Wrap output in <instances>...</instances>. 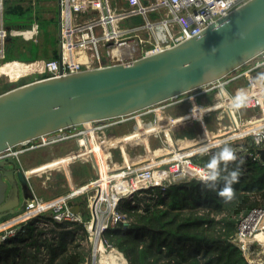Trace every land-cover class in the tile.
<instances>
[{"label": "built area", "instance_id": "2783aa9c", "mask_svg": "<svg viewBox=\"0 0 264 264\" xmlns=\"http://www.w3.org/2000/svg\"><path fill=\"white\" fill-rule=\"evenodd\" d=\"M246 1L59 0L61 58L21 60L22 63H35V66L12 81L33 76L28 82L113 63H131L201 35L209 25ZM4 4L5 0H0V63L6 59L8 35L37 40L39 33L37 22L31 28L9 29L4 22ZM138 16L141 20L130 23ZM82 53L83 59L80 58ZM3 75L5 73L0 76ZM262 77L264 52L190 93L132 114L61 128L3 151L0 155H12L20 160L28 151L69 144L63 155H52V159L63 160L51 167L33 172L29 168L34 165L23 168L29 180L34 174L45 173L42 182L45 187H48V179L63 174L69 189L56 197L45 198L31 184L34 196L27 197L14 215L0 221V241L14 235L19 226L31 218L41 220L43 225L76 221L85 226L92 248L83 264H103L102 255L113 251L126 260L107 235L110 227L128 221L127 213L118 209L123 199H132L155 185L165 188L173 182L199 178L205 167L195 158L214 153L225 145L233 149L237 158L263 161L259 151L264 147ZM240 80H245L247 87L233 91L234 84ZM241 91L246 100L237 107L235 100ZM211 95L213 99L209 101ZM186 103L190 105L183 112L168 111ZM193 123L199 125L195 136L178 134L183 126ZM121 125L133 126L128 131L115 132L114 129ZM142 128L146 130L144 140ZM127 133L130 134L128 139L115 141L116 136ZM134 133L137 134L132 136ZM118 154L119 159L116 158ZM77 162L93 164L96 173L83 184L76 182L72 174L71 167ZM87 192L89 218L85 217L81 202L76 200ZM70 200L80 206L79 211L73 210ZM43 214L51 218L45 219ZM233 241L251 264L264 263V206H254L240 218ZM126 264H129L127 260Z\"/></svg>", "mask_w": 264, "mask_h": 264}, {"label": "water", "instance_id": "95a60500", "mask_svg": "<svg viewBox=\"0 0 264 264\" xmlns=\"http://www.w3.org/2000/svg\"><path fill=\"white\" fill-rule=\"evenodd\" d=\"M263 52L264 0H248L201 35L153 55L14 86L0 93V153L61 128L132 114L187 93ZM259 151L264 161V147ZM21 190L25 198L34 196L19 160L0 157V219L17 212ZM69 204L80 210L73 200Z\"/></svg>", "mask_w": 264, "mask_h": 264}, {"label": "trees", "instance_id": "16d2710c", "mask_svg": "<svg viewBox=\"0 0 264 264\" xmlns=\"http://www.w3.org/2000/svg\"><path fill=\"white\" fill-rule=\"evenodd\" d=\"M29 9L31 5L5 0V24L17 29L31 28L37 21L41 33V22L34 13H25ZM13 37L7 41L6 48L11 46ZM49 41L56 44L53 37ZM52 52L47 59L58 55L56 48ZM34 54L32 51L28 54L31 57H7L6 54L5 61L43 58ZM193 128L186 126L178 134L195 136L198 123ZM121 129L126 126L121 125L114 131ZM214 153L199 155L195 160L205 167ZM72 166L74 180L79 184L94 175L90 163L77 162ZM237 167L239 180L233 184L234 197L227 202L216 191L205 189L197 177L170 183L165 188L155 185L143 190L146 195L142 197L136 194L132 199H123L118 209L127 213L128 221L110 227L109 239L124 253L129 264H251L234 243L233 236L243 215L254 206H264V161L237 158L228 165L229 170ZM58 175L59 179H65L63 174ZM221 187L223 182L217 185V190ZM81 203L87 204V199ZM83 211L90 217L86 207ZM42 217L51 218L45 214ZM37 222L36 218L29 219L14 235L0 241V264H83L87 261L92 248L84 242L88 233L83 223L54 221L50 226H43Z\"/></svg>", "mask_w": 264, "mask_h": 264}, {"label": "rangeland", "instance_id": "374dc122", "mask_svg": "<svg viewBox=\"0 0 264 264\" xmlns=\"http://www.w3.org/2000/svg\"><path fill=\"white\" fill-rule=\"evenodd\" d=\"M24 5L26 6H32V9L27 10L25 13L26 14H31L34 13V16L36 19H38L41 22V34L40 37L42 39V42L40 43H33L32 41H27L25 40L22 36H15L13 37V41L10 47L7 48V57H12V56H28V54L32 51L35 54L33 56H43L44 58H49L51 55V50L53 51V48H56L59 51V0H35V3H30L29 0H26L23 2ZM138 20H141V17L138 16V18H134L130 21V23L137 22ZM50 37H53L56 39V44L54 42L49 41ZM7 59V58H6ZM29 59V58H28ZM33 76H29L26 78H22L18 81H12L11 79L7 80V76L3 75L0 76V93L4 92L7 88H10L11 86H14L15 84H18L19 82L28 80ZM235 86L232 88L233 91L247 87V83L245 80H240L238 84H234ZM190 93V92H189ZM201 99V98H200ZM213 95L209 97V101H212ZM189 103H186L184 106L175 108L173 107L172 109H169V112L173 113H180L185 111L189 107ZM193 124H189L186 126H189L191 129L193 128ZM183 126L182 128L186 127ZM127 129H121L120 132H125ZM184 136V135H183ZM141 150H142V145H139ZM143 151V150H142ZM66 152V146H61V147H55V148H40L37 150L33 151H28L25 153L23 156L25 160L24 162V167L27 168L29 166L38 164L40 162L44 161H50L53 158L54 155H63ZM131 154H133L131 152ZM52 157V158H51ZM116 158L119 159V154L116 155ZM73 167V166H72ZM71 167V168H72ZM95 170H94V175H95ZM46 178V174L41 172L39 174H34L30 178V183L34 186L35 191L39 194L44 196L45 198H53L56 197L57 195L67 191L69 189V185L66 182V179H59V175L57 176L55 174L54 178L48 179L46 185L48 187H45L44 184H42L43 179ZM90 177L85 179V181L89 180ZM11 187V184H9L8 189ZM89 193H85L81 196H79L76 200L79 202H85ZM146 195V193H141L138 194V197H142ZM20 196H21V206L25 204L26 198L24 197L23 191H20ZM88 201V199H87ZM82 204V207H86V204ZM20 207H18L17 211L20 210ZM88 211V210H87ZM86 218H89L88 215L85 216ZM8 218V217H7ZM39 225L41 220H38L37 222ZM49 223L48 225H43V226H50L52 222H47ZM45 224V223H44ZM82 232V230H79ZM84 231V230H83ZM89 236L87 234V238L84 240L88 245L91 244L90 240L88 239ZM264 264V263H263Z\"/></svg>", "mask_w": 264, "mask_h": 264}, {"label": "clouds", "instance_id": "9594fccd", "mask_svg": "<svg viewBox=\"0 0 264 264\" xmlns=\"http://www.w3.org/2000/svg\"><path fill=\"white\" fill-rule=\"evenodd\" d=\"M245 100L246 97L241 91L236 97V106H241ZM236 160V153L231 147L225 145L210 157L205 165V171L199 177L205 189L216 191V194L226 202L234 197L233 184L238 182L240 176L239 167L233 170L228 169L229 163ZM220 182H223V187L217 190V185Z\"/></svg>", "mask_w": 264, "mask_h": 264}, {"label": "bare ground", "instance_id": "6f19581e", "mask_svg": "<svg viewBox=\"0 0 264 264\" xmlns=\"http://www.w3.org/2000/svg\"><path fill=\"white\" fill-rule=\"evenodd\" d=\"M84 54L82 53L80 55V58L83 59L84 58ZM20 59H13V60H8L5 61L3 63H0V75L2 73H5V75L11 79V80H16L19 79L20 75H22L23 73L29 72L34 66L35 63H22L20 62ZM87 124H90V121L85 122ZM142 131V132H141ZM141 136L142 139L144 140L145 138V131L144 128L141 129ZM137 133H134L132 136L136 135ZM130 136L129 133L125 134V135H119L115 137V141H124L126 139H128V137ZM146 140V139H145ZM63 159H52L50 161L35 165L34 167L29 168L30 172L33 171H38L41 169H45L48 167H51L52 165H54L57 162L62 161ZM101 261L103 264H126V260L124 258V256L120 253H117L115 251L109 253V254H104L101 257Z\"/></svg>", "mask_w": 264, "mask_h": 264}, {"label": "crops", "instance_id": "0c3cea01", "mask_svg": "<svg viewBox=\"0 0 264 264\" xmlns=\"http://www.w3.org/2000/svg\"><path fill=\"white\" fill-rule=\"evenodd\" d=\"M11 3H13V2H17V3H21V4H23V2H25L26 0H9ZM30 1V3H35V0H29ZM24 5V4H23ZM4 8H5V4H4ZM37 22V21H36ZM38 23V22H37ZM39 24V23H38ZM40 31H39V33H38V39L36 40V39H34V38H31V37H29V36H26V37H24L23 35H12V36H22L25 40H27V41H33V42H37V43H40V42H42V39H41V37H40ZM51 53V55L52 54H54V52H50ZM40 57H43V56H40ZM54 58H59V51H58V55L56 56V57H54ZM37 59H47V58H37ZM5 91V90H4ZM131 126H133V125H128L127 127H126V129H127V131H128V129L129 128H131ZM122 135H124V134H122ZM74 144V143H73ZM75 145V144H74ZM154 145H157V142L155 141V144ZM60 146H66V150L69 148V144H63V145H60ZM22 159H23V161L25 162V161H27V160H25L24 159V157L22 156ZM44 162H47V161H44ZM44 162H40V163H38V164H41V163H44ZM38 164H35V165H38ZM34 165V166H35ZM33 166V167H34ZM92 176H90V178H91ZM89 178V179H90Z\"/></svg>", "mask_w": 264, "mask_h": 264}, {"label": "flooded vegetation", "instance_id": "af4514ba", "mask_svg": "<svg viewBox=\"0 0 264 264\" xmlns=\"http://www.w3.org/2000/svg\"><path fill=\"white\" fill-rule=\"evenodd\" d=\"M25 154H23L22 156H24ZM12 155H5V154H1L0 157H11ZM22 156H21V159L19 160L20 164L22 165V167L24 168V161L22 159Z\"/></svg>", "mask_w": 264, "mask_h": 264}]
</instances>
